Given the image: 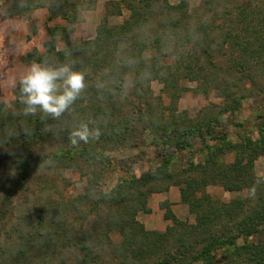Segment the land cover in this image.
Segmentation results:
<instances>
[{
	"label": "trees",
	"instance_id": "obj_1",
	"mask_svg": "<svg viewBox=\"0 0 264 264\" xmlns=\"http://www.w3.org/2000/svg\"><path fill=\"white\" fill-rule=\"evenodd\" d=\"M97 1L0 0L4 19L46 9L51 20L63 21L46 27L43 52L33 49L23 60L53 67L69 64L85 75L86 84L58 118L39 109L25 115L17 85L11 107L0 104V168L8 165L14 176L26 181L39 166L61 163L73 166L87 183L83 194L68 204L57 202L50 213L34 209L31 217L14 218L9 209L0 210V264H264V177L254 173L256 157L264 155V133L256 142L232 144L226 134L216 132L222 127L220 117L240 107L239 99L246 97H232L227 86L220 94L224 103L213 105L218 107L213 116L192 119L178 111L179 95L171 91L182 90L180 80L195 83L205 95L220 89L222 82L209 65L212 48L219 52L226 44L232 46L227 48L228 71L251 81V62L264 53V0H256L262 3L256 8L251 7L253 0L236 6L234 0H201L191 17L185 0L108 1L112 11L96 26L95 37L71 42L75 24L83 22L82 13ZM215 8L216 15L220 8L229 20L243 24L244 34L235 37L236 43L230 44L226 33L207 39L216 30ZM123 11V22L110 24L109 15L121 16ZM58 42L64 46L57 47ZM192 43L202 49L193 52L188 47ZM167 58H174L173 63L162 65ZM260 65L264 68V60ZM151 81L163 85L171 104L164 106L159 98L161 105H152ZM82 123L101 135L73 145L71 133ZM214 140L218 146L209 145ZM196 144L201 145L197 150ZM149 148L157 152L158 163L136 175L132 168ZM191 149L202 162L194 163L191 156L175 174L179 153ZM226 151L235 154L228 163ZM119 154L120 159L112 158ZM117 172L116 184L108 187L105 179ZM161 182L179 188L193 223L179 220L169 209L164 219L172 225L163 232L148 231L136 221L138 213L149 212V196L168 189L158 188ZM208 186L259 195L254 205L240 197L223 202L205 191Z\"/></svg>",
	"mask_w": 264,
	"mask_h": 264
},
{
	"label": "rangeland",
	"instance_id": "obj_2",
	"mask_svg": "<svg viewBox=\"0 0 264 264\" xmlns=\"http://www.w3.org/2000/svg\"><path fill=\"white\" fill-rule=\"evenodd\" d=\"M108 1L118 0H98L95 2L94 7L82 13L83 22L75 24V32L71 35V42L79 40H92L95 37V28L101 22L108 9L106 3ZM247 0H234L235 3H244ZM169 2L177 3L178 0H170ZM201 0H185L188 16H192L194 11L199 7ZM251 7H260L262 3L260 1L253 0ZM240 5V4H238ZM250 10L246 9L245 11ZM2 10H0V104L5 107H11L14 101L13 91L15 88L10 87L5 78L13 72L19 73L24 67L30 65L23 60L27 53L36 49L39 52H43V43L47 39L46 27H53L55 24L64 25L63 21L58 19L51 20L46 9H38L32 11L29 16L13 17L9 19L2 18ZM214 9V15L216 22V30L210 33L208 40L214 37H221L222 34L231 36L230 44H234L239 39L236 36L244 34L240 31L241 22L238 19L229 20L221 14L220 8ZM235 16V11L232 10L231 17ZM127 17V12L123 11L121 16L109 15V22L112 25H118L123 22ZM207 17H212V12L207 14ZM215 20V21H216ZM225 20V21H224ZM223 22V27L219 28L217 25ZM243 27V26H242ZM195 40L198 38H194ZM57 47L62 48L64 45L62 42H58ZM203 45L196 46L194 43L189 44V48L192 51L201 50ZM212 47L214 45L212 44ZM226 48H220L221 51L216 52L212 48L211 52L215 53L212 58L213 63L209 65L210 70L216 73L221 88L217 90H211L207 95L198 92V87L195 83L187 80H180V88L172 89L173 93H176L178 100L176 106L179 112H185L190 118H207L213 116L217 112L218 107L213 105H219L224 103L220 94L225 90L227 86H231L227 91L232 97L239 99L245 96V99H239L240 107L231 109L226 114L220 117L222 120V127L216 129L219 134H226L227 141L232 144H246V141L256 142L261 133H264V95L262 90L264 88V72L260 68V63L264 60V53H259L260 58L258 60H252L251 62V81L243 79L240 76V72L228 71L229 63V44L225 45ZM229 50H228V49ZM191 51V54L193 52ZM174 58L163 59L162 65L172 64ZM202 59L199 65L204 64ZM179 64V62H177ZM209 73V72H208ZM180 75V73H174V75ZM168 74L165 73L164 76ZM204 75V74H203ZM235 84V86L233 85ZM152 95V105L158 107L161 103L164 106L171 104L172 99L165 93L163 85L156 81H151L148 84ZM196 90V91H195ZM258 94V97H250V94ZM161 99V103L158 99ZM213 106V107H211ZM236 123H242L241 126H236ZM56 144L59 141H55ZM217 141H210L209 145H216ZM201 145L196 144L194 149H199ZM218 146V145H216ZM43 149H49L47 147ZM185 150L179 153L178 160L175 162V174L179 173L182 167H186L190 162L191 156L194 163L202 162L203 157L195 150ZM145 156L141 160H137L133 166V172L136 175L147 171L150 165L158 163L156 158L157 152L155 149L149 148L145 150ZM225 163H228L234 159V151H226ZM122 155L113 156V159H120ZM119 157V158H117ZM49 165V164H48ZM1 166V165H0ZM30 176L24 180H19L12 174V167L6 165L0 168V210L9 209L12 211V216L25 217L26 215H32V210H40L47 208L50 213L57 205V202L67 203L68 201L76 198L84 193V189L87 185L86 180L77 172L73 166L65 168L62 164H54L47 166H39ZM254 173L258 179L264 177V155H259L254 161ZM181 175V174H179ZM117 174L108 176L105 179L108 187H112L116 184ZM14 181V182H12ZM169 185L168 189L163 192L152 193L147 199V207L149 212H140L136 216V221L144 226L148 231L163 232L166 227L171 226V221L164 219L166 209H169L175 216L181 221L193 223L194 216L188 211V206L181 202L179 195V188L168 183H159L158 188H165ZM208 194L217 200L228 202L235 198H246L251 200L252 205L255 204L256 197L259 194L249 196L247 190L242 192H225L220 186H208L205 190ZM7 197V199H5ZM86 202L87 201H83ZM35 211V210H34ZM92 215H90L91 217ZM112 239H117L116 235H111ZM35 263V262H34Z\"/></svg>",
	"mask_w": 264,
	"mask_h": 264
},
{
	"label": "clouds",
	"instance_id": "obj_3",
	"mask_svg": "<svg viewBox=\"0 0 264 264\" xmlns=\"http://www.w3.org/2000/svg\"><path fill=\"white\" fill-rule=\"evenodd\" d=\"M5 82L12 88L19 85L21 102L26 106L24 114H35L37 109L54 118L60 117L78 99L85 89V75L74 71L69 64L53 67L45 63L33 62L17 74L11 73ZM99 129H90L81 124L71 133V143H87L90 138L98 139Z\"/></svg>",
	"mask_w": 264,
	"mask_h": 264
}]
</instances>
